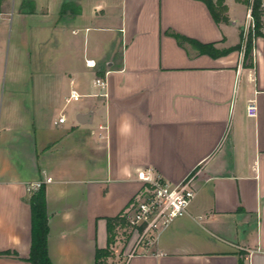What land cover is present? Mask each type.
Listing matches in <instances>:
<instances>
[{
	"label": "crops",
	"instance_id": "1",
	"mask_svg": "<svg viewBox=\"0 0 264 264\" xmlns=\"http://www.w3.org/2000/svg\"><path fill=\"white\" fill-rule=\"evenodd\" d=\"M205 1L0 0V264H29L37 184L51 264H264V38L247 65L250 8ZM146 170L194 198L147 249L108 248Z\"/></svg>",
	"mask_w": 264,
	"mask_h": 264
},
{
	"label": "built area",
	"instance_id": "2",
	"mask_svg": "<svg viewBox=\"0 0 264 264\" xmlns=\"http://www.w3.org/2000/svg\"><path fill=\"white\" fill-rule=\"evenodd\" d=\"M247 18L248 22L252 21L250 14ZM85 65L88 68L95 66L92 61H86ZM94 85L101 89L106 88V82L99 78L95 79ZM80 98L75 90H70L66 102H77ZM245 112L249 119L257 117L258 108L255 100L247 102ZM64 121L63 117L58 119L59 124H63ZM137 179L143 184L144 191L137 203L128 209L125 220L131 232L137 234V246L141 242H146V246H149L174 220L186 214L194 198V191L190 180L172 185L148 170L139 172ZM40 187L41 184H37L34 189L38 190Z\"/></svg>",
	"mask_w": 264,
	"mask_h": 264
},
{
	"label": "trees",
	"instance_id": "3",
	"mask_svg": "<svg viewBox=\"0 0 264 264\" xmlns=\"http://www.w3.org/2000/svg\"><path fill=\"white\" fill-rule=\"evenodd\" d=\"M250 8V16L253 21V29L249 32V39L252 36V47L251 40H249V46L246 47V51L243 52L244 60L248 55H251L253 49V40L258 37L264 38V24H262L264 18V0H236ZM212 15V18L216 23L226 22L224 14L226 7L223 4V0H217L215 4L211 0L205 1ZM241 41H243V33ZM239 45L234 50H240ZM203 52L208 53L212 57L219 56L223 53L216 52L212 46H201ZM228 52V51H227ZM230 52V51H229ZM30 208H31V244L30 253L28 257L29 264H51L47 251V216L45 210V194L44 188L41 187L32 193L30 197ZM126 222L120 217L113 219H107V231H108V248L111 245V232L116 225H123ZM97 255L107 256V251H97ZM242 264V262H240Z\"/></svg>",
	"mask_w": 264,
	"mask_h": 264
},
{
	"label": "rangeland",
	"instance_id": "4",
	"mask_svg": "<svg viewBox=\"0 0 264 264\" xmlns=\"http://www.w3.org/2000/svg\"><path fill=\"white\" fill-rule=\"evenodd\" d=\"M253 21H249V25L246 27V30L243 32V41L240 42V50H242L243 52L246 51V47L249 46V40H251V47H252V36L250 37L249 39V32L253 29ZM262 24H264V21H262ZM246 62V64H250L252 62V57L251 55H248L247 58L244 60V63ZM128 210H126L121 216L120 218L124 219V221L126 222L125 220V214H127ZM131 229L129 228V226L127 225V223L123 224V225H115L112 232H111V243H112V246L114 248L115 244L116 243H125L127 244L128 241L130 240V237H131ZM134 242V248L136 250L138 249H141V250H145L147 249V246H146V242H141L138 246H137V239H134L133 240ZM119 246V244H117ZM134 250V251H136ZM112 257L114 258L115 255L114 251H112ZM127 260V256L126 255H123L121 253V255H119V260H117V264H125Z\"/></svg>",
	"mask_w": 264,
	"mask_h": 264
},
{
	"label": "water",
	"instance_id": "5",
	"mask_svg": "<svg viewBox=\"0 0 264 264\" xmlns=\"http://www.w3.org/2000/svg\"><path fill=\"white\" fill-rule=\"evenodd\" d=\"M90 118H91V114H84V115H79V117H77V122L79 124H88L90 123Z\"/></svg>",
	"mask_w": 264,
	"mask_h": 264
}]
</instances>
